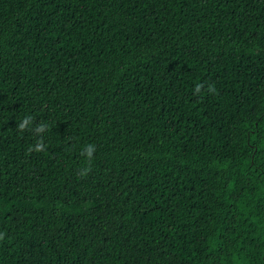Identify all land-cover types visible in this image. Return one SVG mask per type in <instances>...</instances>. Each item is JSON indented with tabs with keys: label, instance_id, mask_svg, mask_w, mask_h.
Returning a JSON list of instances; mask_svg holds the SVG:
<instances>
[{
	"label": "trees",
	"instance_id": "16d2710c",
	"mask_svg": "<svg viewBox=\"0 0 264 264\" xmlns=\"http://www.w3.org/2000/svg\"><path fill=\"white\" fill-rule=\"evenodd\" d=\"M0 264H264V0H0Z\"/></svg>",
	"mask_w": 264,
	"mask_h": 264
},
{
	"label": "clouds",
	"instance_id": "9594fccd",
	"mask_svg": "<svg viewBox=\"0 0 264 264\" xmlns=\"http://www.w3.org/2000/svg\"><path fill=\"white\" fill-rule=\"evenodd\" d=\"M200 87H201L200 85H198V86L196 87V91H197V92L200 91ZM210 91H211V89H210ZM30 121H31V117H27V118H25V119L23 120V122L20 123V124L18 125V128H19L21 131L25 130L26 127L28 126V124L30 123ZM37 131H39V132H43V131H44V127L41 126L39 129H37ZM42 150H43L42 145H38L37 148H36V151H42ZM94 152H95V147L92 146V145H88V146L85 148L83 154H85V155L87 156L88 159H91V158L93 157V153H94ZM88 171H89V169H88V168H85V169L83 170V172L81 173V175H86V174L88 173Z\"/></svg>",
	"mask_w": 264,
	"mask_h": 264
}]
</instances>
